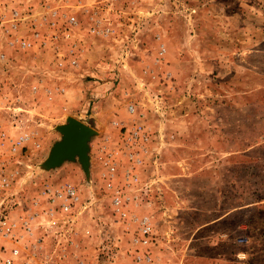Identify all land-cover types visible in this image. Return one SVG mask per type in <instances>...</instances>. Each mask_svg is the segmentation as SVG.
I'll list each match as a JSON object with an SVG mask.
<instances>
[{"label": "rangeland", "instance_id": "1", "mask_svg": "<svg viewBox=\"0 0 264 264\" xmlns=\"http://www.w3.org/2000/svg\"><path fill=\"white\" fill-rule=\"evenodd\" d=\"M8 11L0 167L13 222L50 215L48 189L70 186L73 213L53 216L79 264H264V0H0ZM68 117L97 132L89 177L79 162L41 167ZM172 121L175 140H150Z\"/></svg>", "mask_w": 264, "mask_h": 264}, {"label": "crops", "instance_id": "2", "mask_svg": "<svg viewBox=\"0 0 264 264\" xmlns=\"http://www.w3.org/2000/svg\"><path fill=\"white\" fill-rule=\"evenodd\" d=\"M10 17H11V14L9 13V11L5 12L3 14L2 18L0 19V23L1 22L5 23V21L8 22L10 20ZM3 18H5L4 22L2 21ZM9 25H10V23L7 24V30L9 32V34L5 35L6 41L8 42V44H19L21 41L20 38L15 37L14 31L12 30V28H8ZM3 26H2V28H3ZM22 27L23 26L21 24H19L17 29L20 30ZM0 31H1L0 35L5 32L3 29H1ZM11 31H12V33H11ZM10 33L12 35H10ZM23 43L27 44V40H24ZM0 91H2L1 87H0ZM138 113H140L142 115L141 120L144 123H146L145 112L139 111ZM168 123H170V122H168ZM168 123H167V125H165L164 123H160L157 126H155L157 131H153V132L151 131L152 137H150V140L152 139L154 141V139H155L157 141L159 138H162L163 135L168 136V142L170 141V138L175 140L174 138L176 137V131H178L177 130L178 128L182 129V126H179V124H177V122H173L176 130L174 129L173 130L174 134L170 135L169 133L162 131L163 128H165V126L168 129L172 127V125L168 124ZM146 124H148V123H146ZM176 125H178V126L176 127ZM180 125H182V124H180ZM149 129H151V127ZM167 144L169 146L171 145L170 143H167ZM26 219H28V218H26ZM58 220L59 219L57 218V216L52 217L50 215H47L45 217H32V218H30L29 224L31 227V232L30 233L24 232L23 238L20 241V246L25 247L23 250V255H22V257L24 256L25 261L23 262L20 258V259L16 260L15 264H19L20 262L22 264H33V263H35V262H33L34 260H36L37 264L40 262H41V264H42V262L47 263L46 259L52 258L54 255L57 258H59V264H62L64 262V260L62 258L65 257L66 255H69L72 258H77V260H76L77 264L80 263L79 259L81 257L80 256L81 255V246H80V243L78 241L77 236H75L74 233H71V235H69V236H67L66 234L65 235L62 234L61 232L64 229L65 225L62 226L60 221L55 222ZM70 229H72V228H70ZM55 232H58V235H54ZM15 244H16V240H8L5 242H2L0 247L5 246L6 249H4L3 251L0 249V257H2V256L6 257L7 255H9V252L15 246ZM70 244H71V246H70Z\"/></svg>", "mask_w": 264, "mask_h": 264}, {"label": "built area", "instance_id": "3", "mask_svg": "<svg viewBox=\"0 0 264 264\" xmlns=\"http://www.w3.org/2000/svg\"><path fill=\"white\" fill-rule=\"evenodd\" d=\"M13 13H12L13 15L18 17L19 15L18 12L14 11ZM72 20L74 21V18H72ZM18 25H16L15 22H12L10 27L12 28V30H15L18 27ZM1 29L3 28L0 27V30ZM6 31L8 32V30ZM139 128L142 129L141 127ZM138 135L140 136V134ZM111 169L113 170L114 167H111ZM8 187H9V183L7 182L4 176V171L0 167V245L2 244V242L8 240H16V244L9 252V255H7L6 257L3 256L0 257V264H15L16 260L22 257L23 250L25 247L20 246V241L23 238L24 232L26 233L31 232V227L29 224L30 218L25 220L23 219L22 221L23 223L21 224V226H19L17 222H13L7 215L5 200L8 193ZM48 193H50L49 197L50 199H52L51 204L54 205L49 209L50 216L54 217L53 216L54 214L61 215L64 213H71V214L73 213L74 208L78 202V198L76 195V191L72 187L70 186L56 187L54 190L48 189ZM142 224L144 225V227L142 228L143 233L145 235L150 233L151 229L147 222V219H144L142 221ZM20 227H22L23 229L18 230ZM141 242L142 244H147L148 240L143 239ZM0 249L3 251L6 248L5 246H1Z\"/></svg>", "mask_w": 264, "mask_h": 264}, {"label": "water", "instance_id": "4", "mask_svg": "<svg viewBox=\"0 0 264 264\" xmlns=\"http://www.w3.org/2000/svg\"><path fill=\"white\" fill-rule=\"evenodd\" d=\"M56 130L61 138L52 146L48 158L41 164V167L50 171L67 162H79L89 177L90 143L97 135L96 130L74 117H68L64 124L56 127Z\"/></svg>", "mask_w": 264, "mask_h": 264}]
</instances>
